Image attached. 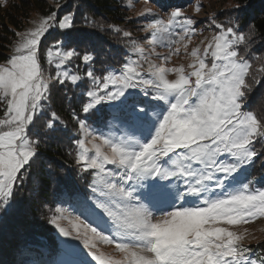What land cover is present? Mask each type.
<instances>
[{"label":"snow or ice","instance_id":"obj_1","mask_svg":"<svg viewBox=\"0 0 264 264\" xmlns=\"http://www.w3.org/2000/svg\"><path fill=\"white\" fill-rule=\"evenodd\" d=\"M63 6L56 3L57 10ZM202 7L196 3L195 11ZM146 14L153 16L144 29L152 34L150 43L166 40L169 48L168 55L157 54L158 59L166 64L180 53V47L173 45H182L191 57L186 67L149 62L150 78H145L141 60H129L119 75L109 72L98 77L92 70L84 77L73 74L65 66L74 57L85 64L93 57L66 50L70 44L40 51L51 29L65 30L62 34L71 40L75 16L71 12L60 17L56 10L50 11L34 27L16 34L11 54L0 64V213L7 212L38 159L39 141L33 137L40 133L33 130L39 126L54 133L63 124L48 104L52 89L66 82L85 87L90 81L87 102L80 110L95 115L107 104L113 120L141 135H95L77 117L82 138L75 141V163L83 172L93 171L92 190L99 194L95 209L111 222L112 233L105 235L56 209L48 223L87 249L85 256L64 242L58 264H264V256L252 258V249L243 244L249 234L231 230V226L264 219V189L253 190L249 184L232 187L236 174L264 155L256 150L258 143L264 147V115L245 110L253 86L261 80L239 50L244 45L247 51L254 30L250 27L246 36L239 24L225 26L213 17L209 27L214 26L216 34L203 49L194 47L189 52L197 32L194 18L179 8L166 21L155 18L150 9ZM133 51L143 49L137 46ZM42 59L55 65V75H45ZM261 60L258 72L264 77ZM170 75L175 78L169 79ZM133 88L142 89L145 96L151 90L157 103L126 104L127 90ZM65 220L71 227L62 224ZM98 242L114 245L122 259L100 252Z\"/></svg>","mask_w":264,"mask_h":264},{"label":"trees","instance_id":"obj_2","mask_svg":"<svg viewBox=\"0 0 264 264\" xmlns=\"http://www.w3.org/2000/svg\"><path fill=\"white\" fill-rule=\"evenodd\" d=\"M53 1L64 6L59 10L52 6L48 11L56 10L60 17L69 12L75 14L74 28L70 30L72 38L66 40L62 34L65 30L52 29L42 39L40 51L45 53L49 47L55 49L57 45L63 47L70 44V49L66 50L74 49L80 57L85 54L92 56L93 60L89 64H85L81 58H73L72 70L77 74L85 75L88 70H92L99 77L107 75L112 68L122 67L137 45V40L142 39V35L136 33L140 19L124 11L125 7H129L127 2L130 0ZM146 1L167 10L170 7L184 9L193 0ZM231 1L232 5L216 13V20L225 26L236 27L239 24L246 36L249 28H253L255 34L247 45V51H244V45L239 50L253 63V74L261 83L253 86L246 110L264 115V77L258 72L261 58H264V0ZM237 5H240L239 9ZM15 6L20 13L19 18L15 14L13 16L9 9L0 13V61L7 58L15 29L21 28L23 19L27 17L21 5ZM11 24L15 29H12ZM125 31L130 36L125 37ZM42 64L45 71L55 74V65H49L46 59H42ZM90 87V81L85 87L66 82L65 85L56 84L52 89L48 104L63 124H58L59 130L54 133L39 126L33 130L40 133L33 137L39 141L38 159L28 169L7 212L0 213V264H45L46 259L59 257L61 249L55 227L48 223V219L55 213V206L59 202L67 206L70 204L77 216L81 215L80 209L76 208L77 202L93 192V171L83 172L75 163V141L82 137L77 117L84 120L87 127L106 120L105 114L97 118L96 113L89 115L80 110L82 104L87 102L86 91ZM2 109L0 105V114ZM256 150L264 151V147L258 143ZM263 156L256 158V161L259 162V172L264 173V160L260 162ZM247 247L264 254V234Z\"/></svg>","mask_w":264,"mask_h":264},{"label":"rangeland","instance_id":"obj_3","mask_svg":"<svg viewBox=\"0 0 264 264\" xmlns=\"http://www.w3.org/2000/svg\"><path fill=\"white\" fill-rule=\"evenodd\" d=\"M17 3L21 5L22 11L24 13H27V17L23 19V26L21 28L15 29L14 26L11 24V27H13L12 29H15V37L8 51V56L11 54L14 44L17 42L18 38L16 34L23 33L34 27V24L39 20L40 17H42L43 15H47L50 12L48 11L49 7L53 6L54 8H56V2L53 0H6V4H0V13L3 12L5 9H9L13 16L15 14L17 15V18H19L18 15L20 13L17 12V7L15 6L18 5ZM127 3L129 7H125L124 11L126 13H130L131 17L140 19V27L138 28L136 33L137 35L141 34L142 39L140 38L137 40L138 43L135 47L138 46L142 48L143 52L137 53L132 50L126 62H128L129 60H141V63L143 65L142 74L144 75L145 78H150V73H148L147 71L149 62L158 65L164 64L167 67H175L179 65H184L186 67L187 64L191 62V57L185 53L182 45H173V47H180V53L178 55H172L170 60L167 61L165 64V62L162 59H158L157 54H159L160 57L168 55L169 48L167 46V41L162 40L160 43L153 45L150 43L152 39L151 32L150 31L146 32L144 30L148 25V23L153 21V16L147 15L146 10L150 9L151 12L154 14L155 18L163 19L166 21L168 19L170 12L176 9L177 7H170L167 10H161L158 6L156 7L155 5H152L149 1L146 0H130ZM196 3H200L201 5H203V7L199 12L195 11ZM232 4L233 3L231 0H193L186 8L181 9L186 16H190L197 21V24L195 25L197 32L195 35L191 37V41L189 43V49H188L189 52L194 47H199L203 49L207 40L211 39L212 36L216 34V32L218 31L214 28V26L209 27L211 19L213 17L216 19V13L218 11L227 8L229 7V5ZM45 10L48 12H44ZM24 17L25 16H23V18ZM216 21L218 22V20ZM119 27H124V26L119 25ZM57 29L58 28L54 30ZM142 57H147L148 59L145 61L141 59ZM5 61L6 58L0 61V64L5 63ZM65 67L68 68L73 74H77L72 70V63L66 65ZM122 68L123 66L120 68H112L109 70V72H114L115 74L119 75L120 72L122 71ZM49 74L50 73L45 71L46 76ZM78 75L84 77L83 74H78ZM174 78H175L174 75L169 76V79H174ZM110 89L114 90V86L110 85ZM126 97H127L126 104L142 102L140 103L141 107L145 105L150 106L152 104L157 103L156 101L152 100L151 90H149V95L145 96L143 90L140 88L128 89L126 93ZM115 103H119V102H115ZM152 110L153 109L149 108L150 112ZM108 112H109V108L107 104L104 106L102 111L96 112L97 118H100L102 114H105L104 116L106 117V120L101 121L100 123L96 122L95 124L90 125L91 128L88 126V128H90L93 134L100 135L101 133H103L105 135H114L116 137H122V136L125 137L132 136L133 138L140 137L141 135L140 131L133 132L132 130L128 129L126 126L122 125L118 120H113L112 117L107 114ZM143 135H147V132H144ZM221 159H228V158L222 157ZM263 160H264V156L261 158L260 162H262ZM106 167L108 169L115 170L114 166L112 165H107ZM259 170H260L259 162H257L255 158L253 163L245 165L240 170V172L236 174V181L233 182L232 187H240L242 184H249L250 189L253 190L264 189V173L259 172ZM217 175L220 176L221 178L223 177V174L218 173ZM213 187H214V183H213ZM228 190H231V187ZM216 191H219V189H217ZM98 195H99L98 193L92 192L89 196L87 197L83 196L80 199V201L77 202L76 208L80 209L81 212V215L79 216H77V214L73 211L74 208L70 204L67 206L64 205L62 202L57 203V205L55 206V211L56 209L59 208L63 210L64 214L69 218L78 217L79 221H83L84 224H89L92 227H96L98 231H102L103 234L110 235L112 233L111 222L108 220L106 215L100 212L99 209H95L94 201L96 200ZM101 199H103V197H101ZM79 221H77V223ZM62 224L66 227H71L68 224L67 220L62 221ZM81 230L83 229L81 228ZM231 230L236 231L238 233L247 232L249 234L247 238L243 241V244L247 247V245L262 238L264 234V219H257L256 221L247 224L241 223L235 226H231ZM55 232L57 239L59 241L61 252L58 255L59 257L57 258L46 259L45 264H58V261L62 258L64 242L73 244L77 249L82 250L84 255L87 256V249L83 248V243L81 241L74 239L72 236L69 237L61 236L56 228H55ZM97 246L99 248V251L103 252L106 256H111L118 260L122 259V254L115 249L114 245L98 242ZM261 256H264V254H260L259 252L252 249V258L255 259ZM87 258L90 259V257Z\"/></svg>","mask_w":264,"mask_h":264}]
</instances>
